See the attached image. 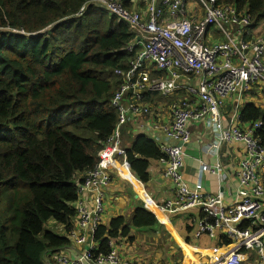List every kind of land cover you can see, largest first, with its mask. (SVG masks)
Instances as JSON below:
<instances>
[{"label":"trees","instance_id":"1","mask_svg":"<svg viewBox=\"0 0 264 264\" xmlns=\"http://www.w3.org/2000/svg\"><path fill=\"white\" fill-rule=\"evenodd\" d=\"M218 3L254 23L264 18V0ZM132 39L130 25L93 0H0V264H55L53 253L69 243L76 185L115 127L110 100L120 79L113 71L127 67ZM239 119L261 123L255 134L264 146V108L246 104ZM159 157L144 135L125 150L141 182L149 179V159ZM48 220L67 236L48 229ZM156 224L149 210H135L132 227ZM128 231L122 217L98 225L92 259Z\"/></svg>","mask_w":264,"mask_h":264},{"label":"built area","instance_id":"2","mask_svg":"<svg viewBox=\"0 0 264 264\" xmlns=\"http://www.w3.org/2000/svg\"><path fill=\"white\" fill-rule=\"evenodd\" d=\"M93 1L130 25L133 39L124 50L131 55L125 69L113 71L120 79L110 100L117 114L115 127L97 152L93 168L76 185L78 230L71 235L80 244L92 236L91 243L74 258L53 253V262L142 264L121 258L112 249L94 259L91 252L96 247L93 234L105 209L103 188L110 181L107 169L117 156L125 157L122 132L125 127L135 126L138 135L157 144L163 174L173 184L172 197L160 203L150 202V212L155 215L198 210L193 220L198 237H214L219 230L230 240L229 251L222 256L223 264H245L241 254L250 250L256 251L257 264H264V184L259 177L264 171V146L255 134L261 123L256 121L241 129L232 121L224 124L222 116L229 96L238 99L253 85L264 87V39L244 37L252 19L218 0H194L203 10L200 18L195 10H186L187 0H143L140 9H128L121 0ZM224 24L238 27V34L229 36ZM211 26L226 36V41L207 45ZM166 115L167 121L160 119ZM205 120L214 138L208 150L230 142H240L245 149L237 172L235 198L219 210L213 209L221 202L219 196L190 189L181 171L183 146L191 137L190 123ZM86 189L93 192L91 205L81 197ZM243 223L246 226L241 228Z\"/></svg>","mask_w":264,"mask_h":264},{"label":"crops","instance_id":"3","mask_svg":"<svg viewBox=\"0 0 264 264\" xmlns=\"http://www.w3.org/2000/svg\"><path fill=\"white\" fill-rule=\"evenodd\" d=\"M127 8L140 9L143 0H123ZM186 10L192 13L194 10L198 18L203 15V10L194 0L186 1ZM262 21L264 18L261 19ZM260 21L250 24L245 38L252 36L263 38L264 34L258 32ZM229 36H236L239 28L229 25ZM211 26L206 36V44L226 41V36ZM264 87L260 84L253 85L250 92L238 99L229 96L222 108L224 124L232 123L241 129L249 126L241 122V108L249 103L264 108ZM160 118V117H159ZM168 120L167 115L160 118ZM124 130V129H123ZM150 130H147L148 132ZM190 140L183 146L184 157L182 177L190 189H196L207 195H217L221 199L220 204L213 206L214 210L229 206L238 188L237 172L239 163L245 154L244 145L240 142L222 144L219 149L208 150L214 140L209 129L208 121L191 122L189 126ZM124 131L122 132V134ZM161 138L162 134L157 132ZM122 142L124 150L130 148L133 138L139 134V130L133 126L125 131ZM123 138V137H122ZM110 175L108 185L103 188L104 213L101 223L108 226L110 221L116 217H122L129 231L127 236H119L111 240V249L121 258L131 260L135 263L150 264H178L181 259L185 264H223L222 256L229 251L230 240L217 230L214 237L207 235L197 236L195 234L193 220L198 215V210L174 212L171 214H155L157 224L147 228H134L131 226L133 214L137 208L152 207L150 202L160 203L173 195V184L167 179L164 172V163L158 158H151L148 162L149 179L141 182L130 170L129 164L122 155L117 156L112 167L107 169ZM264 184V175H261ZM93 192L83 190L82 199L91 205ZM150 211V210H149ZM264 211V210H263ZM48 229L53 232L67 236L64 227L53 220H48ZM72 231H77V219H72ZM71 231V232H72ZM68 235L69 243L57 249V252L69 257L79 256L87 244L91 243L92 236L83 244L76 242L75 238ZM56 253V252H55ZM245 264H257L256 251H245L242 254ZM49 258V256H48ZM52 258V257H51ZM85 264H96L93 262Z\"/></svg>","mask_w":264,"mask_h":264},{"label":"rangeland","instance_id":"4","mask_svg":"<svg viewBox=\"0 0 264 264\" xmlns=\"http://www.w3.org/2000/svg\"><path fill=\"white\" fill-rule=\"evenodd\" d=\"M128 9H129V8H128ZM253 23H254V22H253ZM259 25H260V26L258 27V32L264 34V20H263V21L261 20V22H260ZM224 26H225L226 29H229V25H228V24H224ZM218 33L220 34V32H218ZM263 36H264V35H263ZM263 92H264V91H263ZM262 174H263V173L260 172V174H259V175H260V176H259L260 178H262V176H261ZM51 230H54V229H51ZM181 262H182L181 264H183V260H182V259H181Z\"/></svg>","mask_w":264,"mask_h":264},{"label":"water","instance_id":"5","mask_svg":"<svg viewBox=\"0 0 264 264\" xmlns=\"http://www.w3.org/2000/svg\"><path fill=\"white\" fill-rule=\"evenodd\" d=\"M53 25H55V23H54V24H52V26H53Z\"/></svg>","mask_w":264,"mask_h":264},{"label":"bare ground","instance_id":"6","mask_svg":"<svg viewBox=\"0 0 264 264\" xmlns=\"http://www.w3.org/2000/svg\"><path fill=\"white\" fill-rule=\"evenodd\" d=\"M184 264H185V262H184Z\"/></svg>","mask_w":264,"mask_h":264}]
</instances>
